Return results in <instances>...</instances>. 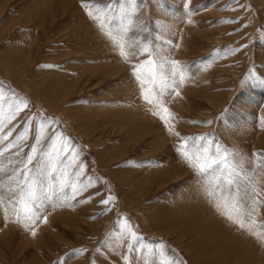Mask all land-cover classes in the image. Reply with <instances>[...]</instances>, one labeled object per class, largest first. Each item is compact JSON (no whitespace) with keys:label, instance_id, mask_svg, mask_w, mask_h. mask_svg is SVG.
Here are the masks:
<instances>
[{"label":"rangeland","instance_id":"374dc122","mask_svg":"<svg viewBox=\"0 0 264 264\" xmlns=\"http://www.w3.org/2000/svg\"><path fill=\"white\" fill-rule=\"evenodd\" d=\"M0 115V264H264V0H0ZM195 182L243 243L182 223Z\"/></svg>","mask_w":264,"mask_h":264},{"label":"bare ground","instance_id":"6f19581e","mask_svg":"<svg viewBox=\"0 0 264 264\" xmlns=\"http://www.w3.org/2000/svg\"><path fill=\"white\" fill-rule=\"evenodd\" d=\"M67 1V0H66ZM59 7V6H58ZM79 16V15H78ZM82 22V20H81ZM85 22V21H84ZM83 24V23H82ZM174 29V28H173ZM175 30V29H174ZM172 30V31H174ZM178 30V29H177ZM101 42V41H100ZM112 44V43H111ZM116 44V43H115ZM101 45L104 46L105 48V52H107V55L106 57L109 58L110 62L112 61L114 64H117V52L116 54H114L115 50H112L111 49V46H109V44L105 43V42H102ZM117 45V44H116ZM115 45V46H116ZM113 48V47H112ZM114 49V48H113ZM167 50L169 51L170 48L168 47ZM164 53V52H163ZM166 54V53H165ZM116 57H115V56ZM169 57V55H168ZM165 58L166 56H164V61H165ZM118 66V65H116ZM116 66L113 68V69H109L107 71V74H118L119 73V70L116 68ZM112 67V65L110 66ZM125 73V72H124ZM174 74V75H173ZM123 76V75H122ZM127 76L129 77V75L127 74ZM159 83H158V86H157V90L156 92L158 93L159 97H160V102L158 104V106L154 109L155 111L157 110L158 108V111L160 110V106H162L163 104V101L161 100L162 99V95L163 93H166V92H169L171 93V91H175L176 88H180L182 86V84L179 82V75H175V73L167 66H162V68L160 69V75H159ZM166 80L167 81V85L168 86H163L162 85V81ZM124 90H127V93L129 94L130 93V97L129 98H126L125 100H121V102H119V112H121L122 114L124 115H129V114H132L134 115L137 119H145L146 121H149V120H152V116L151 114L149 113V107H144L142 105H140L138 102H136V100H134V96H135V93H134V84L131 83V81L129 80L128 83L126 84V87L124 86L123 87ZM126 96V95H125ZM158 97V98H159ZM160 105V106H159ZM164 105V104H163ZM136 107V108H134ZM134 110V111H132ZM156 111V112H158ZM116 112V111H115ZM159 114V113H158ZM131 115V116H132ZM139 121V120H138ZM143 124V123H142ZM152 124V123H150ZM156 123H154L155 125ZM153 125V124H152ZM159 128V126H158ZM160 130L158 131L157 128H155L153 126L152 128V133L150 134L151 137H153V143L154 144H167L166 143V139L164 138L163 134L161 133L160 134ZM155 132H157L158 134H156ZM166 137V136H165ZM168 142V141H167ZM165 146V145H164ZM167 147V146H166ZM169 148V147H167ZM247 167V166H246ZM248 177V176H247ZM246 180V178H245ZM249 181V179H247ZM245 181L246 184H248V181ZM252 180V179H251ZM241 181V180H240ZM188 182V185L190 186L189 189L190 191L191 190V186H193V183L191 181V178L187 180ZM198 182V181H197ZM251 183V182H250ZM196 188L198 190H195V193H194V196H195V201L193 200V203H192V206H194L192 208L191 211H188L186 212V214H183L184 217L181 221L182 223L185 221V220H189L190 221V226L186 225L187 228L189 227V229L191 230L192 228L196 231L195 233L198 234V235H205V234H208V235H212L211 231H214L217 229V233L218 235H226L228 237V241L230 242L231 240L234 241L235 243H243L247 236L243 235L242 233H240V231L238 229H236L235 227L231 226V225H228V223H226L225 220L223 219H220L218 218L216 215L217 214H214L213 211L215 210H211L209 209L207 206L209 204L206 203V199L204 197V194H203V190L201 189V185L198 183L196 184V182L194 183ZM245 188L247 185H244ZM249 186V185H248ZM251 187V186H250ZM195 188V189H196ZM249 189V188H247ZM250 192V190H249ZM189 194V193H188ZM182 196V194H181ZM189 196V195H188ZM193 198V195L190 199ZM184 199V198H183ZM189 202V200L187 201ZM217 213V212H216ZM241 213V212H240ZM230 214V213H229ZM238 214V213H237ZM231 216V215H230ZM240 218V217H238ZM242 218V217H241ZM232 221V220H231ZM241 221V220H240ZM245 222L247 221V223L249 222L248 219L244 220ZM200 225L202 227H200ZM215 235V234H214ZM213 236V235H212ZM200 238V237H199ZM203 238V237H202ZM219 238V237H218ZM222 239V241L224 242V239L222 238V236L220 237ZM216 240V239H215ZM223 244V243H222ZM230 244V243H229ZM244 248V247H243ZM241 249V248H240ZM252 249V248H250ZM242 250V249H241ZM252 251H255L254 249H252Z\"/></svg>","mask_w":264,"mask_h":264},{"label":"snow or ice","instance_id":"6c2138e0","mask_svg":"<svg viewBox=\"0 0 264 264\" xmlns=\"http://www.w3.org/2000/svg\"><path fill=\"white\" fill-rule=\"evenodd\" d=\"M147 63L148 64H152L153 62L151 61V60H149V61H147ZM176 62L174 61L173 62V64H175ZM48 67H52V65H48ZM151 71V70H150ZM174 75V74H173ZM162 85L163 86H168L167 85V81L166 80H164V81H162ZM165 111H167V109H165ZM163 118V117H162ZM47 122V121H46ZM3 127V117H2V115H0V128H2ZM0 139H6V137H0ZM36 151V148L35 147H33L32 148V152H35ZM182 155L185 157V159L187 160V161H189L190 163L193 161V157L192 156H190L189 155V153L187 152V151H182ZM212 154H209L208 156H205L204 157V161H203V163H197V167H198V169H199V171L201 172V173H205V172H207L209 169H212L214 166H218L220 163H222V162H225V161H227V156H225L224 158H223V160H217V159H210V156H211ZM28 161L29 162H31V160H32V157L31 156H28ZM197 161H199V157H196L195 158ZM237 157L235 156V154H233V163H236L237 162ZM236 174V172H233V175H235ZM229 183L231 184V183H233L232 181H229ZM109 199H112L111 197L109 198ZM108 200H102L101 201V203H103V204H108ZM29 211H32L31 209H29ZM34 214V213H33ZM230 219H231V217H229ZM46 219V218H45ZM241 227H243V225H241ZM33 234H35V233H33ZM133 237H135V233L134 232H131L130 233Z\"/></svg>","mask_w":264,"mask_h":264}]
</instances>
